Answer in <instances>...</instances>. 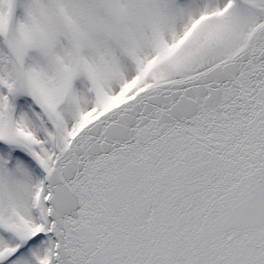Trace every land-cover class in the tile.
Segmentation results:
<instances>
[{"label":"snow or ice","instance_id":"obj_1","mask_svg":"<svg viewBox=\"0 0 264 264\" xmlns=\"http://www.w3.org/2000/svg\"><path fill=\"white\" fill-rule=\"evenodd\" d=\"M0 264H264V0H0Z\"/></svg>","mask_w":264,"mask_h":264}]
</instances>
